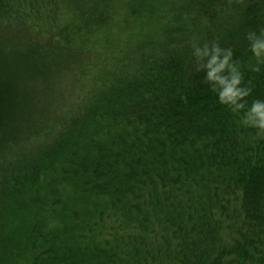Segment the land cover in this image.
Here are the masks:
<instances>
[{
	"label": "trees",
	"instance_id": "obj_1",
	"mask_svg": "<svg viewBox=\"0 0 264 264\" xmlns=\"http://www.w3.org/2000/svg\"><path fill=\"white\" fill-rule=\"evenodd\" d=\"M260 45L264 0H0V264H264Z\"/></svg>",
	"mask_w": 264,
	"mask_h": 264
},
{
	"label": "clouds",
	"instance_id": "obj_2",
	"mask_svg": "<svg viewBox=\"0 0 264 264\" xmlns=\"http://www.w3.org/2000/svg\"><path fill=\"white\" fill-rule=\"evenodd\" d=\"M258 48H264V45L257 46ZM255 55L257 57L261 56V52L254 48ZM202 55H207L205 51ZM216 63V57L213 56L211 62L207 65V67L211 68L213 64ZM227 64V58L221 61L219 66L213 69L211 72L208 73V78L214 80L221 88L222 91L220 92V99L222 103L225 102H232L235 103L237 98H242L247 96V91L239 90L236 88V85L241 82L239 74L233 70V75L231 80L225 76L218 75L221 69ZM237 107H245L244 104L237 105ZM255 117H259V120L256 123L259 125L262 132H264V103L254 101L251 113L248 114V119L244 120L245 124H250Z\"/></svg>",
	"mask_w": 264,
	"mask_h": 264
}]
</instances>
